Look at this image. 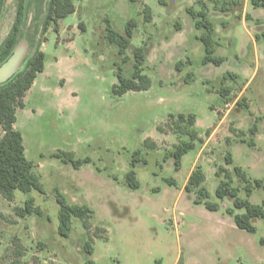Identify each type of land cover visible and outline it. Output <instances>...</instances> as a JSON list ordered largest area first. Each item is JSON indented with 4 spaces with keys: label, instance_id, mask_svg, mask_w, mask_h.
Segmentation results:
<instances>
[{
    "label": "rangeland",
    "instance_id": "rangeland-1",
    "mask_svg": "<svg viewBox=\"0 0 264 264\" xmlns=\"http://www.w3.org/2000/svg\"><path fill=\"white\" fill-rule=\"evenodd\" d=\"M165 1L76 0V11L56 28L55 21L46 22L48 0H27L20 42H28L26 57L39 46L46 62L18 109L15 127L23 132L45 191L17 189L13 200L0 193V264H264V218L253 219L255 231L242 229L227 211L233 198L216 194L225 176L217 170L241 166L253 186L249 192L233 175L238 195L264 203V8L250 0H203L213 20L215 54L224 57L217 65L204 62L205 28H197L187 10H200L203 3ZM145 4L153 12L148 22ZM16 11L17 0H5L0 45ZM132 19L137 26L122 55L108 38V25L125 34ZM140 45L146 46L144 73L151 86L117 95L118 71L132 74ZM179 113L196 114L201 140L177 169L167 154L190 139L171 127V114ZM137 150L146 161L133 166ZM68 152L90 161L75 167L66 161ZM228 152L233 163L226 161ZM197 165L218 210L185 189ZM131 169L138 188L128 184ZM57 190L93 209L89 232L74 217L69 236L61 234ZM28 196L41 214L19 215Z\"/></svg>",
    "mask_w": 264,
    "mask_h": 264
},
{
    "label": "trees",
    "instance_id": "trees-1",
    "mask_svg": "<svg viewBox=\"0 0 264 264\" xmlns=\"http://www.w3.org/2000/svg\"><path fill=\"white\" fill-rule=\"evenodd\" d=\"M203 3L202 8L197 10L194 6L187 8L190 15L195 20L197 28H205V32L200 36V39L205 45L206 54L204 56L205 63L220 64L224 61V57L216 55V41L214 39L213 20L209 16L207 10V3ZM165 3V0H160ZM255 7L264 8V0H250ZM5 0H0V20L4 11ZM27 0H17V11L14 23L0 45V65L5 62L12 54L16 46L22 40V32L27 20ZM76 11V0H48V14L47 23L51 21L56 22L58 28V21L71 13ZM145 20L151 21L153 12L149 5L145 4L143 9ZM137 23L135 20H130L127 23L125 34L116 31L112 25H108V38L111 42L119 46L120 54H125L126 50L132 44L133 31ZM44 29H47L45 24ZM134 69L130 76L124 74V70L120 67L118 71L119 82L114 85V92L117 95H123L129 91H140L149 89L151 86L150 77L144 73V64L146 61V46L140 45L134 48ZM127 56L124 57L126 61ZM46 53L37 47L31 56H27L22 64L21 70L17 72L10 80L0 84V125L3 129V134L0 136V193L7 199L13 200L15 198V191L21 190L25 193H30L33 189L44 192L45 188L39 175L34 171V162L28 158L26 154V146L24 143V136L22 130L15 127L18 120L17 112L20 107H25V96L33 86L38 73L45 69ZM228 89L222 91V95H227ZM171 127L174 132L180 135H187L190 139L176 144L174 149L167 154L175 158V166L180 168L181 159L190 149L195 146L196 140H201L198 131L194 128L197 116L194 113L184 114L179 113L177 117L171 114ZM253 132L257 130V124L251 129ZM151 146H154L151 144ZM63 154V153H62ZM73 152L65 153L66 161H72L75 167H79L84 162H89L90 158L85 160H75ZM59 155V154H58ZM233 154L227 153L226 161L233 163ZM145 162L139 150L133 154L132 164L135 166L138 162ZM222 179L217 187L216 194L219 198L230 196L233 198L235 208L245 209L244 213H236L234 207H228L227 211L234 218L236 225L242 229L255 231L256 226L253 219L256 217L264 218V203H254L248 198H243L238 195L237 188L233 185L234 177L246 182V187L249 192L252 190V183L248 179L246 172L241 166H234L233 171L226 167H221L217 170V176ZM223 178V177H222ZM128 184L132 188L140 187L141 183L137 178V172L131 169L127 173ZM206 180V173L201 165H197L191 172L186 183L185 189L187 192L196 193L195 200L197 202L205 199V204L209 209L218 210L219 203L208 200L210 192L203 185ZM170 182H173L171 179ZM263 181L256 180V186H262ZM57 193V201L60 204V232L64 236H69L72 230L73 218L78 217L82 220L84 227L88 230L91 228L89 222L93 215V209L88 204L71 203L67 197L59 190ZM17 212L21 216L31 215L33 213L41 214L40 206H35V198L28 196L24 206L17 208ZM100 228V227H99ZM100 230L106 231L105 228ZM91 234V233H90ZM264 243V237L261 239ZM86 249L88 252H94V246L88 242ZM89 264H96L90 260Z\"/></svg>",
    "mask_w": 264,
    "mask_h": 264
},
{
    "label": "water",
    "instance_id": "water-1",
    "mask_svg": "<svg viewBox=\"0 0 264 264\" xmlns=\"http://www.w3.org/2000/svg\"><path fill=\"white\" fill-rule=\"evenodd\" d=\"M28 48L27 41L20 42L8 59L0 65V84L7 82L21 70Z\"/></svg>",
    "mask_w": 264,
    "mask_h": 264
},
{
    "label": "crops",
    "instance_id": "crops-1",
    "mask_svg": "<svg viewBox=\"0 0 264 264\" xmlns=\"http://www.w3.org/2000/svg\"><path fill=\"white\" fill-rule=\"evenodd\" d=\"M234 1H236V0H234ZM247 2H249V0H247ZM248 13V12H247ZM247 16V15H246Z\"/></svg>",
    "mask_w": 264,
    "mask_h": 264
}]
</instances>
